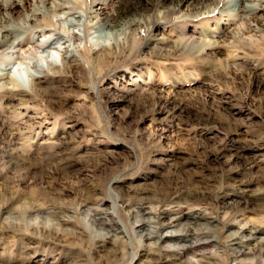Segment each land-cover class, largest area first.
I'll use <instances>...</instances> for the list:
<instances>
[{
  "label": "rangeland",
  "instance_id": "1",
  "mask_svg": "<svg viewBox=\"0 0 264 264\" xmlns=\"http://www.w3.org/2000/svg\"><path fill=\"white\" fill-rule=\"evenodd\" d=\"M54 1L0 0V25L19 31L0 48V74L27 86L35 67L61 68L64 48L90 53L101 30L128 43L102 71L77 53L82 71L48 74V109L39 98L14 108L0 91V264H264V0H246L251 13L236 0H63L51 11ZM97 3L108 28L89 22ZM208 30L213 50L170 49ZM149 37L163 42L144 50ZM47 152L56 164L41 169ZM139 208L163 214L150 222ZM248 228L256 240L242 238ZM182 229L199 235L168 237Z\"/></svg>",
  "mask_w": 264,
  "mask_h": 264
},
{
  "label": "bare ground",
  "instance_id": "2",
  "mask_svg": "<svg viewBox=\"0 0 264 264\" xmlns=\"http://www.w3.org/2000/svg\"><path fill=\"white\" fill-rule=\"evenodd\" d=\"M62 1L63 0H61V2H55L54 1V3L51 5V7L49 6V9L51 8V11H54V10L63 11L64 5L62 4ZM214 1H215L216 5L220 4V0H214ZM245 1L246 0H236L234 8L238 7V10H240L241 13H251L252 12L251 9H248L247 7H245L247 5H244ZM45 3H46V1H45ZM101 6H102V3H97V5L95 6L94 9H92V10L90 9L91 11H90V17L89 18H91V20L89 22H90V24L92 26L99 25V27L102 26V27L108 28V26H109L108 23L100 25V22H99V19H98L99 10H100ZM214 11H215V9H208V11L203 12V14H207L208 13V15L209 14L211 15V14L214 13ZM169 14L171 16L172 15L173 16L177 15L175 10L170 11ZM35 15H37V13L34 14L33 16H30V17L28 16L27 17V20H29L31 22V24H29V26H31L32 28L39 24V23L37 24V22H38V19L40 18V15H39V18H36ZM159 19L160 20H164L166 18H162L161 19L159 17H155V19L153 20L152 24L153 25L159 24ZM39 21H43L45 23L46 20L44 19V17H42ZM3 24H4V22H3ZM75 24H76V22L74 24L72 23L71 25L75 26ZM165 24H167V23H165ZM127 26H128L127 28L129 30V32L131 33V36H135L136 35V31L132 28L133 25L132 24H128ZM24 29H27V26H25ZM101 32H102V30L99 31V35H97L95 37H92V40H94V41L92 42V40H91V45L94 48H93V50L91 49L90 53H88L87 50L82 52L78 47L74 48L72 50H69V48L66 47V48H64V50L61 51V55H60L61 68L52 65L50 62H48L46 70H41V69H38V68L35 67L34 68V72L35 73L28 74V76H27L28 77V85L27 86H25V84L19 83L16 80V78L10 76L7 72H4V73L0 74V91H4V92L8 93L7 96L5 97L7 102L12 104V107H14V108L18 107V106H23L27 102L35 101V100H37V98H39L38 102L46 104L47 103L46 102V97L42 96V93L44 91V87L43 86L46 85V84H49V82H52L51 79L48 77V74H52V75H63V74H65V75L74 76L75 73L83 70V68L81 67L80 63H78L77 53L79 55H82V56L85 55L86 57H89V59H91V61L93 63H96L99 66V70L102 71L104 69H107L108 68V64H106V63H108L111 60V58H114L118 51L120 52V50L121 51L124 50V46L127 45L128 40H127V38L125 36L126 34L123 33V32H122V34H119V35H117V34L113 35L112 34V35H107L106 37L102 36ZM18 34H19L18 30L9 29L8 27H4V26L0 25V48L4 47V46H7V48H8L13 43V41L16 39ZM122 35L124 37L121 40L119 37L122 36ZM68 38H70V40L73 39L75 41V40L78 39V36L75 35V34H72ZM153 38L154 37H149V38L146 39L144 50L150 48L151 46L157 48L158 44L160 42H163L162 39L158 41V40H153ZM207 39H208V41H207ZM62 41H63V39L58 37V38L54 39L53 41H51L50 43H47L45 48H47V49L48 48L49 49L56 48V45L61 43ZM216 44H217V41L215 40L214 34L208 30V33L207 32H203L201 35H199V37H193V38H190V39H187V40H184L182 38L179 42L174 43L173 45H171L170 49H172V50H174V52H176L177 50H180V48L182 47V49H183L182 51L188 49L187 54H189V56H193L195 54L200 55L205 50H208V51L209 50L210 51L213 50L214 47L216 46ZM90 46H89V48H90ZM238 49H241V48H238ZM144 50H143L142 53H145ZM200 59H204V58H202V56H200ZM66 86L68 87V85H66ZM8 87H11L12 89L19 90V92L12 94L8 90ZM47 101H49V100H47ZM161 103L163 104L162 106H164V107H166L168 105L167 101L161 102ZM46 108L48 109L47 104H46ZM176 109H177V112L179 114H182V113L185 112L186 107L183 106V105H178V108H176ZM192 118H193V116H192ZM2 128H3V125L0 123V130ZM56 160H57V158H56V154L55 153L47 152V153L43 154L41 156V158L39 159V164L41 165L40 168L43 169L45 167L53 166L54 163L56 164ZM25 162H26L25 159L19 158L18 163H19L20 166L24 165L23 163H25ZM36 166H37V164H36ZM64 167L62 169H66ZM56 170H60L59 167H57L55 169V171ZM40 210H41L40 207H34V208L30 209V211L34 212V213H39V212H41ZM145 210H142L141 208H139V211L137 210L136 213L139 215L140 213L143 212V215H153V219H150V222L159 221L161 216H162V214H163V213H156V212H152V211H148V210H147L148 212H146ZM101 218H103V217L101 216ZM190 218H191L190 222H192V221L195 220L196 215L195 216L192 215ZM180 219H181V217L171 218L169 220V222H168V226L180 223ZM64 220H62V221L65 222L66 220L65 221ZM185 226H187V225H185ZM244 229H240L239 230L240 233L243 235L242 238L244 240H246L247 242H250V241H254V240L257 239L258 232L256 230H253L252 228H248L247 230H245V232L247 233L246 234L247 236L246 235L244 236V234L242 233V230H244ZM183 230H186V229H182L180 231H177V233H172V234L168 235V237L170 239H174V240H177V241H187V240L192 239L194 237H197V235H199L195 231L189 232V231H183ZM108 235H109V233H108ZM108 235H107V238H108ZM169 247L173 248L171 245ZM177 247H180V248H183V249H194L195 250V248L197 247V244L194 242V243H190L189 245H182V246H177Z\"/></svg>",
  "mask_w": 264,
  "mask_h": 264
}]
</instances>
